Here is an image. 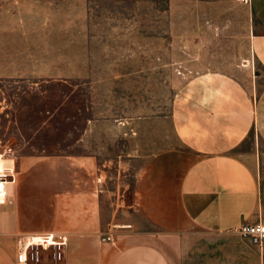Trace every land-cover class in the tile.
<instances>
[{
    "label": "rangeland",
    "instance_id": "1",
    "mask_svg": "<svg viewBox=\"0 0 264 264\" xmlns=\"http://www.w3.org/2000/svg\"><path fill=\"white\" fill-rule=\"evenodd\" d=\"M18 1L0 0V5L16 11ZM82 5L75 4V20L83 17ZM86 6L88 19L94 22L150 21L156 37L170 31L171 76H155L153 81L86 77L71 80L79 85L74 91L65 78L0 79V154L10 160L6 165L13 167L9 179L14 182L5 205L21 212L25 227L21 234L62 231L68 233L69 241L86 236L102 239L121 225L132 223L138 230L179 231L194 236L195 229L181 211L178 189L195 156L178 143L167 119L159 117L167 113L178 85L188 77L180 71L201 65L213 64L240 77L252 90L254 105L264 86V69L249 57L247 36L252 17L246 8L227 0L208 4L207 8L198 0H87ZM67 10L64 5L57 14L46 10L37 15L27 12L25 16L28 20L65 22L72 19ZM162 42H155V54L166 56ZM62 48L66 47L60 45ZM58 56L61 52L53 53V57ZM55 63L65 67L64 61ZM136 104L140 107L135 108ZM136 110L141 116L154 112V119H140L135 127L138 139L125 142L122 150L121 142L114 137L118 130L112 124L96 125L95 135L78 141L88 117L105 116L114 123L112 119L122 111ZM258 147L264 150L261 139L252 131L241 150ZM87 150L102 154L96 158L103 169L100 181L96 178L99 174H94L92 181L90 174L68 169L73 155ZM90 191L94 192L93 204L69 203L70 197L77 195L78 200H84L80 197ZM3 210L0 207V216ZM73 222L78 228L74 235L66 228ZM65 249L58 260L61 264L66 263ZM46 252L49 254L40 264H53L50 251Z\"/></svg>",
    "mask_w": 264,
    "mask_h": 264
},
{
    "label": "crops",
    "instance_id": "2",
    "mask_svg": "<svg viewBox=\"0 0 264 264\" xmlns=\"http://www.w3.org/2000/svg\"><path fill=\"white\" fill-rule=\"evenodd\" d=\"M86 1L20 0L16 11L11 10L12 6L0 5V79L50 77L72 83L86 77L153 81L155 76H171L170 31L156 37L155 25L150 21H91ZM198 1L207 8L224 0ZM76 2L83 4L82 19L75 20ZM227 2L246 8L251 15L249 57L264 69V0ZM64 5L68 7V18H72L65 22L28 20L25 16L27 12L37 15L46 10L57 14ZM161 40L166 56L155 54V42ZM60 45L66 48L60 49ZM60 52V57H53V53ZM55 60L64 61L65 67L53 64ZM156 69L162 73H156ZM180 73L188 77L178 85L167 113L159 118L167 119L178 143L195 156L180 179L178 201L196 233L185 236L179 231L138 230L127 223L109 234L108 240L96 236L78 241L71 238L65 249V264H264V243L254 246L233 231L243 222L264 223V150H241L252 131L264 145V86L253 105L250 87L213 64ZM69 85L71 91L79 87L78 83ZM153 114L122 111L112 119L114 123L105 116L88 117L78 141L95 135L96 125L112 124L118 130L114 137L121 142L122 150L125 142L138 139L135 127L139 120L154 119ZM100 155L94 150L73 155L68 169H80L90 174L92 181L93 175L99 174L96 178L100 181L103 169L96 161ZM92 195L90 191L80 197L84 200H78V195L70 197L69 203L93 204ZM5 203L0 205L4 209L0 216V264H14L16 238L25 227L21 212L12 211ZM66 228L73 235L78 230L75 222Z\"/></svg>",
    "mask_w": 264,
    "mask_h": 264
},
{
    "label": "built area",
    "instance_id": "3",
    "mask_svg": "<svg viewBox=\"0 0 264 264\" xmlns=\"http://www.w3.org/2000/svg\"><path fill=\"white\" fill-rule=\"evenodd\" d=\"M2 157V154H0ZM13 167L5 165L0 167V205L9 195V186L12 182ZM242 239L248 240L252 245L261 247L264 243V223L243 222L233 229ZM110 239L104 236L102 240ZM68 243V235L62 231H46L41 233L19 234L16 239V254L14 264H40L46 251H50L53 264L62 258V250Z\"/></svg>",
    "mask_w": 264,
    "mask_h": 264
},
{
    "label": "bare ground",
    "instance_id": "4",
    "mask_svg": "<svg viewBox=\"0 0 264 264\" xmlns=\"http://www.w3.org/2000/svg\"><path fill=\"white\" fill-rule=\"evenodd\" d=\"M8 161H10V160H9V159H3L2 157H0V167L3 168V167L7 164ZM12 182H13V181H12ZM12 182H11V184H12ZM11 184H10V185H11ZM5 202H6V201H5ZM5 202H4V203H5ZM4 203H2V205H3Z\"/></svg>",
    "mask_w": 264,
    "mask_h": 264
}]
</instances>
